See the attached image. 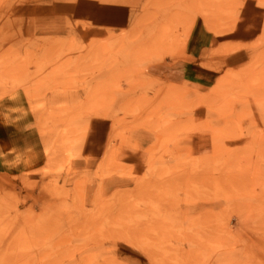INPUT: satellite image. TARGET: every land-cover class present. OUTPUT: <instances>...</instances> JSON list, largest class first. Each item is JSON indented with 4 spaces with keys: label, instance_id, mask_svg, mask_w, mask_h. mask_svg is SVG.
I'll list each match as a JSON object with an SVG mask.
<instances>
[{
    "label": "rangeland",
    "instance_id": "374dc122",
    "mask_svg": "<svg viewBox=\"0 0 264 264\" xmlns=\"http://www.w3.org/2000/svg\"><path fill=\"white\" fill-rule=\"evenodd\" d=\"M0 264H264V0H0Z\"/></svg>",
    "mask_w": 264,
    "mask_h": 264
},
{
    "label": "crops",
    "instance_id": "0c3cea01",
    "mask_svg": "<svg viewBox=\"0 0 264 264\" xmlns=\"http://www.w3.org/2000/svg\"><path fill=\"white\" fill-rule=\"evenodd\" d=\"M121 10L118 6L116 8L109 5H102V13H98V8L86 7L84 16H80L86 21H97L102 20V26L107 24H115L120 27V23L123 21L124 17L118 13H111L113 11L117 12ZM78 7L75 5L72 8V12L77 16ZM109 21H112L110 23ZM115 21V22H114ZM106 22V23H105ZM158 72L157 70H154ZM159 71L162 72V76L165 79H169L172 83H183V82H194L197 85L204 86L208 73L198 66H194L193 63L187 60H178L172 63H168L166 67H159ZM83 134L80 138V150L83 157L92 160H98L103 157L106 152L107 145L110 140V135L112 132V121L103 116H93L86 120L83 125ZM38 136V135H37ZM41 141L45 138L38 136ZM45 147V145H44ZM46 148V147H45ZM45 148L43 150L45 151ZM50 163L47 160V155L41 160V168H45L47 164ZM51 177L50 173H43V177Z\"/></svg>",
    "mask_w": 264,
    "mask_h": 264
}]
</instances>
